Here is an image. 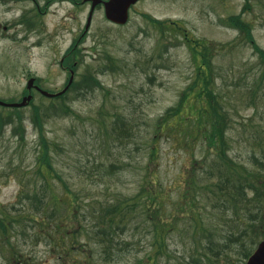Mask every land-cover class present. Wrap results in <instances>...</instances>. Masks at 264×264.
I'll use <instances>...</instances> for the list:
<instances>
[{"label": "rangeland", "instance_id": "rangeland-1", "mask_svg": "<svg viewBox=\"0 0 264 264\" xmlns=\"http://www.w3.org/2000/svg\"><path fill=\"white\" fill-rule=\"evenodd\" d=\"M37 1L44 6L45 0ZM90 7L54 0L36 25L29 27L19 21L24 15L29 19L37 15L30 0H0V100L22 101L31 77L43 89L59 93L70 77L59 61L76 43L75 81L92 71L102 83L94 90L70 91L63 102L71 112L45 119V135L57 146L54 165L62 178L51 182L53 191L68 201L74 193L83 204L100 203L118 195L134 197L152 180L148 173L153 167L146 169L151 139L159 118L178 102L195 77L191 49L195 40L214 47L216 90L229 117L228 154L237 165L258 172L264 180V60L242 32L226 23L245 8L242 19L252 26L255 42L264 50V0H141L131 8L124 26L112 24L104 7L98 6L90 30L83 35ZM146 16L168 22L165 32ZM12 23L13 27L5 30ZM33 94L36 104L49 103L39 92ZM21 109L27 117L33 112L29 105ZM24 125L23 142L10 127L0 133V216L6 207H18L26 180L34 182L38 135L30 118ZM180 141L178 132L177 136L163 135L157 144V178L168 192L166 221L175 223L166 236L171 257L161 258L158 264H179L193 254L195 243L188 231L194 228L189 220L184 221L189 216L177 213L186 181L196 173L200 181L197 217L204 215L203 219L211 221L208 227L216 230L220 239L234 229L228 221L230 214H224L217 204L224 191L216 187L223 179L215 154L207 153L200 142L188 147ZM249 195L252 197V192ZM143 221L144 217L135 215V222L123 233L134 246L120 264H135L150 252L151 227ZM14 232L11 242L22 243L35 264H57L42 244L23 243L21 227ZM260 241L252 247L253 252ZM10 249L0 236V264H16L6 260ZM224 254L229 261L223 264H246L239 247H230Z\"/></svg>", "mask_w": 264, "mask_h": 264}, {"label": "trees", "instance_id": "trees-1", "mask_svg": "<svg viewBox=\"0 0 264 264\" xmlns=\"http://www.w3.org/2000/svg\"><path fill=\"white\" fill-rule=\"evenodd\" d=\"M244 11L230 17L226 23L242 32L264 60V50L255 42L252 26L242 19ZM146 17L165 32L168 22ZM171 24L177 25L176 22ZM75 45L67 50L65 64L76 71L78 65L74 66L73 57L77 56L78 50L72 51ZM213 48L211 43L203 40H195L191 44L195 77L178 102L159 118L155 136L151 139L153 142L146 168L149 170V167H153L148 173L153 178L134 197L118 195L100 203L83 204L74 193H71L73 197L68 201L66 197L53 191L51 182L54 178L62 181V178L54 165L53 154L57 146L45 135V119L52 114L60 116L71 112L68 104L63 102L70 91L76 88L90 91L102 87L101 81L92 71L83 74L81 80L74 81L65 94L50 99L47 104H36L33 99L29 104L33 110L30 117L25 116L19 107L0 106L3 108L0 111V133L3 134L10 127L13 135H19L20 142H23L27 130L24 124L30 118L39 141L32 169L34 182L26 180L19 193L18 207H6V211H2L0 216V236L12 251L6 260L16 264H35L34 259L25 253L22 243L11 242V234L21 227L23 243L31 241L35 247L42 244L56 257L57 264H120L133 250L134 244L122 235L128 232V225L135 222V215L144 217L141 223L149 224L153 236V242L149 245L150 252L135 264H158L163 257L170 259L166 236L173 230L172 225L175 223L168 224L166 221L168 192L157 178L155 159L160 153L157 144L161 137L165 134L169 137L177 136L178 132L184 146L198 145L200 142L207 153L215 154L218 174L223 179L220 187L219 184L216 187L224 191L217 198V204L225 211L224 214H230L228 221L234 228L227 230L220 239L216 230L208 227L211 221L203 219L204 215L203 218L197 217L195 204L198 202L196 193L200 181L198 174H194L186 181L177 215L189 216L184 221L189 220L194 228L188 232L192 233L190 238L195 245L193 254L188 259L184 257L179 264H223V261H229L225 251L233 246L240 248L244 259L249 258L254 244L264 239V180L258 172H248L243 166L237 165L228 154L229 117L216 90ZM24 94H28L27 89ZM62 183L67 187L64 181ZM67 189L69 190L68 187ZM250 192L252 197H249Z\"/></svg>", "mask_w": 264, "mask_h": 264}, {"label": "water", "instance_id": "water-1", "mask_svg": "<svg viewBox=\"0 0 264 264\" xmlns=\"http://www.w3.org/2000/svg\"><path fill=\"white\" fill-rule=\"evenodd\" d=\"M86 1H92V6L90 8L91 9L90 14H89V17L87 18L88 22H87L86 28L84 29L87 32L92 22L91 18H93L94 11L99 4L104 5L105 16L109 21L117 25H125L126 23H128L129 18H130L129 17L130 8H131L130 6L135 5L139 0H107V1L84 0V2ZM74 79H75V72L72 70L67 86L59 93H50V92L48 93V91L41 89L39 86H35V88L46 97H50V98L58 97L66 93V91L73 84ZM34 82H35V79L31 78L27 83L28 84L27 89L30 93L32 91V88L34 87V84H33ZM30 93L28 96H25L21 102L7 104V102L0 100V106H6V107H12V108L27 107L33 99V95ZM246 264H264V240L259 243L253 255L249 257Z\"/></svg>", "mask_w": 264, "mask_h": 264}, {"label": "flooded vegetation", "instance_id": "flooded-vegetation-1", "mask_svg": "<svg viewBox=\"0 0 264 264\" xmlns=\"http://www.w3.org/2000/svg\"><path fill=\"white\" fill-rule=\"evenodd\" d=\"M31 1V3H33L34 5H35V7H36V10H37V12H36V14L38 15H35V18L34 19H29L28 18V15H24L23 17H22V19H20L21 21H19V25H24V26H29V27H33L34 25H36V20L38 19V17L40 16V15H43V14H46L48 11L47 10H49V8H50V6H51V1L50 0H45V4H44V6L43 7H41V5L39 4V2L37 1V0H30ZM83 1V0H82ZM82 1H80V0H69V2L74 6V7H76V6H78L79 4H82V5H84V3L82 2ZM86 4H91V2L90 1H87V3ZM87 21H88V19H87ZM13 27V23L12 24H8V25H6L4 28H5V30H8V29H10V28H12ZM86 32H85V30H84V33H83V35L85 34ZM82 35V36H83ZM82 38V37H81ZM74 45V44H73ZM72 45V46H73ZM78 45H79V43H77L76 45H75V47L73 48V50L72 51H74V50H78ZM71 46V47H72ZM70 47V48H71ZM69 48V49H70ZM68 49V50H69ZM66 55H68L67 53L65 54V56ZM65 56L61 59V61H59L60 62V64H61V66L63 67V69L65 70V71H67V72H69V71H71V70H73L72 69V67L69 65V64H65ZM74 66H76V62L74 63ZM70 73V72H69ZM36 83V82H35ZM34 83V84H35ZM35 91H37V89L35 88V87H33V89H32V93H34Z\"/></svg>", "mask_w": 264, "mask_h": 264}]
</instances>
